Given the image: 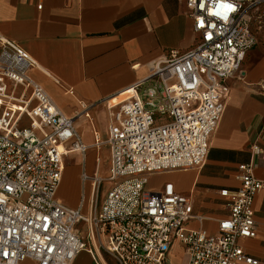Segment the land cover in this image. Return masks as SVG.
Instances as JSON below:
<instances>
[{"label":"built area","instance_id":"obj_1","mask_svg":"<svg viewBox=\"0 0 264 264\" xmlns=\"http://www.w3.org/2000/svg\"><path fill=\"white\" fill-rule=\"evenodd\" d=\"M185 4L196 44L153 60L148 76L111 108L109 176H82L111 184L91 216L57 198L67 161L88 152L75 118L32 79L34 58L0 34V264H72L87 249L81 224L90 238L105 236L104 249L118 264H165L175 243L185 247L188 264H259L239 245L257 235L254 199L264 181L254 164L239 167L238 189L220 192L230 215L214 234L187 227L192 200L172 183L149 188L154 174L206 165L227 107L226 81L257 44L253 11L264 0ZM258 87L264 92V81ZM82 108L79 116L90 119V107ZM253 151L262 153L258 145Z\"/></svg>","mask_w":264,"mask_h":264},{"label":"crops","instance_id":"obj_2","mask_svg":"<svg viewBox=\"0 0 264 264\" xmlns=\"http://www.w3.org/2000/svg\"><path fill=\"white\" fill-rule=\"evenodd\" d=\"M0 34L34 58L37 67L31 70L32 79L64 114L75 118V127L88 152L92 148L100 151L105 144L103 148L109 150L108 168L110 148L104 139L109 136L114 107L109 105L111 101L126 98V92L148 76L153 60L172 50L187 51L197 40L185 0H0ZM259 70L264 71V65ZM257 80L261 79L245 82L232 77L226 81V111L202 169L151 176V190L172 183L178 193L191 198L194 218L187 223L190 229H204L212 234L218 231L219 222L230 215L220 192L241 186V165L254 164L255 176L264 181V92L258 87L264 80ZM82 104L90 107V119L79 116ZM98 136L100 147L96 145ZM255 145L262 149L261 154L254 153ZM76 155L81 156L75 154L71 158ZM81 157L83 164L66 163L57 198L84 213V203L79 205L77 195L83 184L93 179L83 181L84 173L90 175L85 167L87 155ZM98 163L100 167L91 178L101 177L103 161ZM101 186L94 185L97 192ZM109 190L102 194L100 204H94L93 196L86 216L100 209ZM69 192L75 197L69 198ZM254 211L257 235L240 239L239 245L247 255L264 264V192L255 196ZM79 230L87 249L72 264H118L104 249V235L90 238L85 224ZM188 262L183 244L175 243L165 264Z\"/></svg>","mask_w":264,"mask_h":264},{"label":"rangeland","instance_id":"obj_3","mask_svg":"<svg viewBox=\"0 0 264 264\" xmlns=\"http://www.w3.org/2000/svg\"><path fill=\"white\" fill-rule=\"evenodd\" d=\"M253 21L251 24V29L253 34L255 35V38L257 40V44L255 47L248 53L242 68L240 71L234 76L240 80H244L245 82H249L251 79H261L264 80V71L259 70V67L261 65H264V7H261L259 10L253 11ZM261 80H257V82H260ZM107 141V139H104V142ZM105 145V144H104ZM103 145V146H104ZM101 148L100 151H98V156L101 155V157H97V151L95 148H92L86 155V170L88 171L90 176H93L97 170L98 167H100V163H98V160L101 162L103 161V166H101V172H99L100 176L105 180H107L109 176V162L108 156H109V150L107 147ZM82 156V155H81ZM81 156H74L73 158L69 159L67 162V166H70L71 164L79 165L83 164V159ZM98 159V160H97ZM105 159V160H104ZM98 166V167H97ZM103 167V168H102ZM80 171H82V167L80 166ZM82 172H80L81 174ZM111 188V184L106 181L101 188L99 189V198L97 193H95V202L101 203V196L102 194ZM93 188L90 187V183L83 184V188L78 192L77 195V201L79 205L81 203H84V213L87 215V206L93 203V199H91ZM96 197L98 199H96Z\"/></svg>","mask_w":264,"mask_h":264},{"label":"bare ground","instance_id":"obj_4","mask_svg":"<svg viewBox=\"0 0 264 264\" xmlns=\"http://www.w3.org/2000/svg\"><path fill=\"white\" fill-rule=\"evenodd\" d=\"M125 96H128V95H125ZM124 98L125 97H118V98H115L113 101H111V103L109 104L111 107L112 106H116L117 104H119V103H121L123 100H124ZM96 151H97V157H101V155L100 156H98V150L97 149H95ZM99 172H101V169H99ZM103 179H104V177H103ZM90 183V187L91 188H93V191H92V194H91V199L93 198V196L95 195V193H96V191H97V187H96V189H95V187H94V183H93V181L91 182H89ZM91 184H93V185H91ZM95 189V190H94ZM68 196H69V198H74L75 197V194H71L70 192H69V194H68Z\"/></svg>","mask_w":264,"mask_h":264}]
</instances>
